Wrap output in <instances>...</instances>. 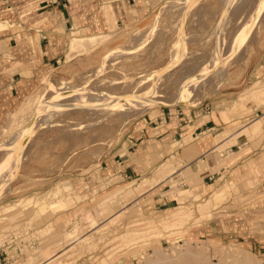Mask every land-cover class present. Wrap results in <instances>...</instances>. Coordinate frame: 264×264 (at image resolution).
Masks as SVG:
<instances>
[{"label":"rangeland","instance_id":"1","mask_svg":"<svg viewBox=\"0 0 264 264\" xmlns=\"http://www.w3.org/2000/svg\"><path fill=\"white\" fill-rule=\"evenodd\" d=\"M175 1L153 0L95 32L91 48H67L0 124V251L12 255L0 264H264V167L246 160L264 149V0ZM64 85L79 91L66 97ZM36 95L33 115L15 120ZM194 112L217 113L216 139L231 137L215 152L225 195L213 205L210 195L182 192L194 199L175 209L186 217L153 219L129 201L158 178L107 177L102 161L152 118L180 165L183 142L168 128ZM234 143L238 151L221 156ZM183 178L190 182L169 176L170 191L180 193Z\"/></svg>","mask_w":264,"mask_h":264},{"label":"crops","instance_id":"2","mask_svg":"<svg viewBox=\"0 0 264 264\" xmlns=\"http://www.w3.org/2000/svg\"><path fill=\"white\" fill-rule=\"evenodd\" d=\"M152 2L153 0H0V21L4 26L0 30V124L9 111L21 103L38 84L41 77L65 57L74 35L86 33V36H99L95 32L106 30L114 20L117 25L124 24V20L131 16V10H142ZM164 119L167 121L165 114ZM172 123L174 122H168ZM222 125L217 113L213 115L207 112L202 116L194 112L170 126L168 129L172 132V140L183 142V147L177 152L176 162H180L177 166L168 157L170 143L168 138H164L165 132L161 131L164 129H160L163 125L157 124L152 118L146 119V123L133 129L130 135L132 143L121 147V152L116 150L111 157L103 159L102 172L109 174L107 177L113 176L133 184L144 175L149 180L158 178L153 185L146 186L129 202L142 203V212L153 219L160 217L165 221L178 214L186 217L187 212H175V209L180 203L194 199L182 192L210 195L208 202L213 205L225 195L226 184L216 181V176L222 170L217 169L219 158L215 152L227 144L231 137L216 139L218 133L215 129ZM258 127L259 124H256L252 130ZM156 129L160 131L154 134ZM234 151H238L236 143L226 146L221 156H229ZM246 155H249L246 160L250 165L264 167L262 147L251 148ZM162 159L168 161L162 164L155 175L152 174L151 171ZM176 172L184 173L190 180L188 182L183 178L184 188L180 193L170 191L171 186H167L166 182ZM242 172L246 173L244 170ZM235 173L231 183L236 189L241 176H237L238 179L235 180ZM119 187L116 188L119 190ZM46 206L43 204L41 209ZM165 225L170 227L173 222L168 221ZM5 250L0 251V263L7 258Z\"/></svg>","mask_w":264,"mask_h":264},{"label":"bare ground","instance_id":"3","mask_svg":"<svg viewBox=\"0 0 264 264\" xmlns=\"http://www.w3.org/2000/svg\"><path fill=\"white\" fill-rule=\"evenodd\" d=\"M179 1V0H178ZM198 0H180L181 3H183L184 5L186 4V6H192V5H195L196 2ZM264 2V1H263ZM176 4H178V2L175 1ZM180 3V4H181ZM180 4H178V6H180ZM171 6V5H170ZM182 6V5H181ZM181 8V7H180ZM188 9V8H187ZM162 12V11H161ZM160 16V15H159ZM157 22V21H156ZM156 22H155V25H156ZM158 24V23H157ZM3 24L1 23L0 21V30L3 28ZM155 27V26H154ZM5 29V28H4ZM154 30V29H153ZM156 30V28H155ZM149 34V33H148ZM154 34V33H153ZM148 36V35H147ZM151 36V35H149ZM153 36V35H152ZM103 38V37H102ZM99 40H101V36H97V35H89V36H86V35H80V36H77V35H74L72 38H71V50L72 52L73 51H79V50H84V49H88L90 47H92L93 45H95L96 43L99 42ZM184 42V41H183ZM124 51L123 49H120V48H117L115 49L110 57L115 54V53H119V52H122ZM178 55H180L178 53ZM177 55V56H178ZM179 59V56L177 57ZM174 62V61H173ZM169 67V66H168ZM198 77V76H197ZM189 85V84H188ZM65 87V88H64ZM63 87V90L65 92H67V96L66 97H70L73 92H77L79 91L78 88H75V87H71V86H66L64 85ZM151 90V89H150ZM147 92V91H146ZM149 92V91H148ZM147 95V94H146ZM189 95V94H188ZM37 98H38V95L32 97V96H28L25 100V102L23 103V105L20 106L19 109H17V111H15L14 113L16 114L14 117L16 118L15 120H17L18 116L23 114L24 112L26 111H30L31 112V115H33V112L35 111V108H36V103H37ZM98 98V97H97ZM100 99V98H99ZM128 101H132L133 102V99L132 98H129L127 99ZM137 101V100H136ZM131 102V103H132ZM98 103V102H97ZM100 103V102H99ZM124 103V102H123ZM107 104V103H106ZM125 104V103H124ZM128 104V103H127ZM130 104V103H129ZM126 105V104H125ZM131 105V104H130ZM124 106V105H123ZM28 113V112H27ZM24 115V114H23ZM30 116V115H29ZM31 117V116H30ZM29 118V117H28ZM30 119V118H29ZM32 120H35V118L33 117ZM29 121V120H27ZM25 132V131H24ZM29 132V131H28ZM21 134H23V131L21 132ZM22 140V139H21ZM2 164V163H1ZM0 164V165H1ZM6 166V162H3V164L0 166V175L3 173V167ZM4 178V177H3ZM2 180V179H1ZM180 264H186V263H180Z\"/></svg>","mask_w":264,"mask_h":264},{"label":"built area","instance_id":"4","mask_svg":"<svg viewBox=\"0 0 264 264\" xmlns=\"http://www.w3.org/2000/svg\"><path fill=\"white\" fill-rule=\"evenodd\" d=\"M10 247V246H7V248ZM7 248H4L7 250ZM5 250V256L7 257L6 259L9 260V256L11 257L12 255H10V253L8 252V250L6 251Z\"/></svg>","mask_w":264,"mask_h":264}]
</instances>
